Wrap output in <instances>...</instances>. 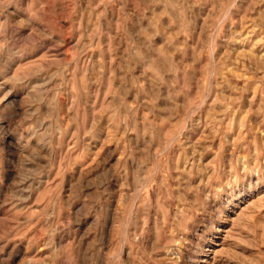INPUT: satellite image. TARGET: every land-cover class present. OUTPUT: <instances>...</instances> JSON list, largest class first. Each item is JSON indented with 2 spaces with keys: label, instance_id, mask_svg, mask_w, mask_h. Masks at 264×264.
I'll return each instance as SVG.
<instances>
[{
  "label": "rangeland",
  "instance_id": "374dc122",
  "mask_svg": "<svg viewBox=\"0 0 264 264\" xmlns=\"http://www.w3.org/2000/svg\"><path fill=\"white\" fill-rule=\"evenodd\" d=\"M0 264H264V0H0Z\"/></svg>",
  "mask_w": 264,
  "mask_h": 264
}]
</instances>
